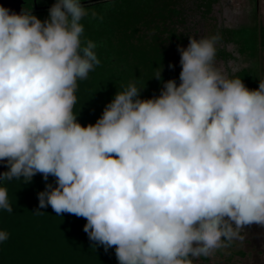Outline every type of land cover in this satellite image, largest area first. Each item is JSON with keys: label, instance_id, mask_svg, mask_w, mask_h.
I'll return each instance as SVG.
<instances>
[{"label": "clouds", "instance_id": "clouds-1", "mask_svg": "<svg viewBox=\"0 0 264 264\" xmlns=\"http://www.w3.org/2000/svg\"><path fill=\"white\" fill-rule=\"evenodd\" d=\"M85 17L103 19L82 0L43 21L0 5V182L54 177L39 207L84 218L119 264H193L264 228V80L251 90L215 67L219 34L190 36L179 84L142 99L130 83L82 126L78 81L100 64ZM0 210L13 212L2 186Z\"/></svg>", "mask_w": 264, "mask_h": 264}, {"label": "trees", "instance_id": "trees-1", "mask_svg": "<svg viewBox=\"0 0 264 264\" xmlns=\"http://www.w3.org/2000/svg\"><path fill=\"white\" fill-rule=\"evenodd\" d=\"M29 2L27 11L33 9V0ZM176 4L177 0H105L89 7L103 19L81 21L82 39L97 45L100 60L86 80L78 81L74 113L82 126L94 124L116 92L130 83L142 88V99L152 98L160 94L152 84L156 69L165 64L181 69L178 49L186 48L189 39L184 30L169 27ZM32 14L43 21L49 10ZM46 184L55 186V178L45 181L36 174L29 183L1 182L13 212L0 210V230L9 234L0 242V264H119L114 247L106 251L88 238L84 218L58 216L51 206L39 207L38 193ZM243 236L244 252L250 253L243 264H264V228L252 225Z\"/></svg>", "mask_w": 264, "mask_h": 264}, {"label": "rangeland", "instance_id": "rangeland-1", "mask_svg": "<svg viewBox=\"0 0 264 264\" xmlns=\"http://www.w3.org/2000/svg\"><path fill=\"white\" fill-rule=\"evenodd\" d=\"M254 1L231 0L230 7L234 9L237 23H230L228 20L223 23V14L219 10L215 13L210 12L207 0L204 2L198 0L200 21L195 24L187 22L186 26L175 27L176 31L184 30L188 39L190 36L199 39L219 34L221 39L216 45L215 67L230 78H241L245 86L251 90L258 88L259 80H264V0H260L259 11ZM42 3L43 0H38V5ZM169 65L172 64L158 67L162 68L161 80L152 76L153 87L159 92L163 88V83L168 80L180 83V67ZM241 234L243 235V232ZM244 248L245 241L237 239L232 241L229 247L217 250L210 257L194 259L193 264H243L245 257L250 258V253L244 252Z\"/></svg>", "mask_w": 264, "mask_h": 264}, {"label": "flooded vegetation", "instance_id": "flooded-vegetation-1", "mask_svg": "<svg viewBox=\"0 0 264 264\" xmlns=\"http://www.w3.org/2000/svg\"><path fill=\"white\" fill-rule=\"evenodd\" d=\"M23 4V10L27 11L25 8L29 6V0H24ZM105 0H82V3L86 7H93L98 2H102ZM198 0H177V4L174 7L175 11L172 12V18H169L168 24L170 28H175L176 26L182 27L186 26L187 22H190L191 24L198 23L200 20V13L198 12ZM206 1V0H205ZM201 2H204V0H201ZM255 7L257 11H259V8L261 6L260 0H255ZM55 3V0L48 1L44 0V3L42 5H38V0H33V9H31V13H39L46 10H49L52 5ZM208 8L210 12L213 13L219 12L223 14V23L227 20L230 23H237V17L235 16L234 9L230 6L232 5L231 0H207ZM222 9V10H221Z\"/></svg>", "mask_w": 264, "mask_h": 264}, {"label": "water", "instance_id": "water-1", "mask_svg": "<svg viewBox=\"0 0 264 264\" xmlns=\"http://www.w3.org/2000/svg\"><path fill=\"white\" fill-rule=\"evenodd\" d=\"M24 2V0H0V5L9 9L10 13L20 14L23 11ZM6 168V162H0V173L5 172Z\"/></svg>", "mask_w": 264, "mask_h": 264}]
</instances>
